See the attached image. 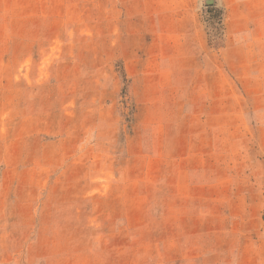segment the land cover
<instances>
[{"label":"rangeland","instance_id":"1","mask_svg":"<svg viewBox=\"0 0 264 264\" xmlns=\"http://www.w3.org/2000/svg\"><path fill=\"white\" fill-rule=\"evenodd\" d=\"M0 264H264V0H0Z\"/></svg>","mask_w":264,"mask_h":264}]
</instances>
